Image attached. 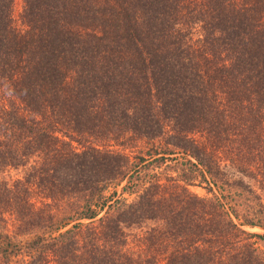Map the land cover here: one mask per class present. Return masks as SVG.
Segmentation results:
<instances>
[{"label": "trees", "instance_id": "trees-1", "mask_svg": "<svg viewBox=\"0 0 264 264\" xmlns=\"http://www.w3.org/2000/svg\"><path fill=\"white\" fill-rule=\"evenodd\" d=\"M13 6L0 264H264V0Z\"/></svg>", "mask_w": 264, "mask_h": 264}, {"label": "rangeland", "instance_id": "rangeland-1", "mask_svg": "<svg viewBox=\"0 0 264 264\" xmlns=\"http://www.w3.org/2000/svg\"><path fill=\"white\" fill-rule=\"evenodd\" d=\"M22 3L23 0H14V6H13V14H14V22L20 26V11L22 9ZM7 178H10V176H15V171H11L10 174L9 173H5L4 174ZM190 188L192 190H194L195 192H197L198 194H206V190L204 187L200 186V185H192L190 186ZM260 230V229H259ZM258 244L260 246H263V242L261 240H258Z\"/></svg>", "mask_w": 264, "mask_h": 264}]
</instances>
